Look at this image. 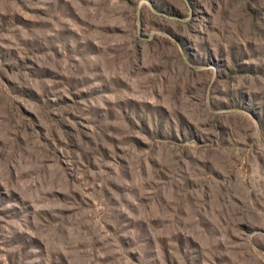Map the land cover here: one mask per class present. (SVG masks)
Masks as SVG:
<instances>
[{"label": "rangeland", "instance_id": "374dc122", "mask_svg": "<svg viewBox=\"0 0 264 264\" xmlns=\"http://www.w3.org/2000/svg\"><path fill=\"white\" fill-rule=\"evenodd\" d=\"M0 264H264V0H0Z\"/></svg>", "mask_w": 264, "mask_h": 264}]
</instances>
